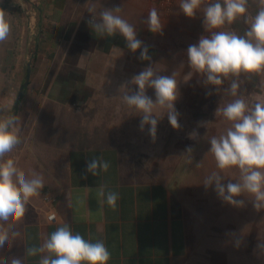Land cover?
Segmentation results:
<instances>
[{"label":"crops","instance_id":"1","mask_svg":"<svg viewBox=\"0 0 264 264\" xmlns=\"http://www.w3.org/2000/svg\"><path fill=\"white\" fill-rule=\"evenodd\" d=\"M1 1L6 7L35 9L29 19H7L11 32L0 43V118L17 111L22 140L6 158L15 159L28 176L42 175L45 186L30 198L25 216L15 222L20 235L0 248V258L9 264L14 257L23 264H38L43 254L26 256V249L39 247L67 223L74 234L103 241L111 254L108 264H224L191 226L181 194L138 157L112 143L84 141L65 149L39 139L51 134L63 106L85 107L96 91L113 93L149 64L156 68L167 63L166 50L153 43L152 36L169 34L151 33L143 23L149 11L158 8L151 0ZM116 6L148 46L151 61L140 60V50H129L119 33L101 37L90 27L92 14L98 17L103 9ZM32 60L29 84L18 101ZM96 157L111 166L92 176L86 165ZM101 185L119 194L115 209L98 196ZM45 191L57 195L55 222L47 219Z\"/></svg>","mask_w":264,"mask_h":264},{"label":"clouds","instance_id":"2","mask_svg":"<svg viewBox=\"0 0 264 264\" xmlns=\"http://www.w3.org/2000/svg\"><path fill=\"white\" fill-rule=\"evenodd\" d=\"M247 4L248 0H180L179 9L186 17L193 18L203 6V25L209 33L208 36L202 35L198 43L189 45L187 58L190 68L204 77L206 85L216 86L217 91L225 81H230L225 91L234 97L223 108L216 110V115L222 114L231 126L224 134L209 139V152L221 172L237 168L239 180L225 184L224 176L220 172H213L203 184L205 187L214 184L218 196L236 207L244 206L245 201L238 198L245 195L259 211L264 209V102H246L239 94L238 81L242 73H264V0H260L261 7L251 20L246 16ZM121 11L120 6L105 8L98 17L92 14L88 23L101 37H112L119 33L129 50L133 53L140 50V60L151 61L148 46L137 38L135 26L119 15ZM89 12L94 13V9H89ZM237 18H244L249 25L243 35L219 30ZM143 23L151 33L162 34L163 24L155 8L149 11ZM10 32V22L0 10V43L9 37ZM159 73L149 64L128 82L138 90L133 91L128 83L120 88L123 104L141 116V130L145 125L150 126L148 130L152 137L156 135L158 119L165 114L174 129L180 127L179 114L175 109L178 95L175 73L170 76ZM148 88L154 89L155 101L146 94ZM156 109L163 110V115L158 117ZM18 122L14 114L0 118V248L8 243L10 237L20 235L15 222L25 216L30 198L39 196L45 186L42 175L32 172L28 176L17 167L15 159L6 158L22 142ZM191 136L195 137L196 133ZM187 151L191 152L192 149L188 148ZM110 166L102 157H96L87 162L86 173L99 176L101 172H108ZM106 187L101 185L97 194L115 209L119 194L106 191ZM38 254H43L38 264H108L111 259L103 241L86 240L79 233L74 234L67 223L53 231L39 247L26 249V256ZM0 264H9V261L0 258ZM10 264H23V260L14 257Z\"/></svg>","mask_w":264,"mask_h":264},{"label":"rangeland","instance_id":"3","mask_svg":"<svg viewBox=\"0 0 264 264\" xmlns=\"http://www.w3.org/2000/svg\"><path fill=\"white\" fill-rule=\"evenodd\" d=\"M149 1V0H148ZM207 2V0H206ZM0 0V10L6 19H29L35 9L11 4L6 7ZM180 0H175L168 12L158 9L162 32L169 35H153V43L166 50L167 63L156 67L160 75L175 73L179 128L174 129L163 110L156 109L159 117L155 137L149 134V127L140 129L141 116L128 109L122 102L120 88L113 93L96 91L92 103L87 106H63L51 134L41 136L40 142H47L68 149L82 142L112 143L138 157L151 169L154 176L169 180L181 194L187 209L191 226L198 232L204 246L216 250L218 261L224 264H264V209L256 210L251 199L242 195L243 207L223 201L215 191V185L205 187V178L213 172L224 176V183L239 180L237 168L221 172L209 152V139L220 136L231 126L217 108H223L232 97L225 81L220 90L206 85L204 77L190 68L187 58L189 45L198 43L199 38L208 36L203 25V6L193 18L186 17L179 9ZM261 7L260 0H248L246 16L254 17ZM248 24L244 18H237L219 30L233 31L243 35ZM256 76L255 85L252 78ZM240 89L246 102H264V73L245 74L239 77ZM17 85L15 91H17ZM133 91L138 90L131 85ZM146 94L155 101L154 89ZM79 108V109H78ZM196 133L192 137V133ZM192 151L188 152L187 149ZM49 152L43 151L46 155ZM52 154V153H51ZM55 154H57L55 152ZM213 250V251H214Z\"/></svg>","mask_w":264,"mask_h":264},{"label":"built area","instance_id":"4","mask_svg":"<svg viewBox=\"0 0 264 264\" xmlns=\"http://www.w3.org/2000/svg\"><path fill=\"white\" fill-rule=\"evenodd\" d=\"M152 3L159 10L161 9L163 12H168L173 7L175 0H151ZM42 199L44 203L48 205V214L47 219L51 222H55L57 220V195L53 191H45L42 195Z\"/></svg>","mask_w":264,"mask_h":264},{"label":"water","instance_id":"5","mask_svg":"<svg viewBox=\"0 0 264 264\" xmlns=\"http://www.w3.org/2000/svg\"><path fill=\"white\" fill-rule=\"evenodd\" d=\"M31 65H32V61H29L25 81L21 84L20 89H19L18 101L21 99V97L23 95L24 88L29 84L30 76H31V72H32V66ZM16 112L17 111L14 112V115L16 114Z\"/></svg>","mask_w":264,"mask_h":264},{"label":"trees","instance_id":"6","mask_svg":"<svg viewBox=\"0 0 264 264\" xmlns=\"http://www.w3.org/2000/svg\"><path fill=\"white\" fill-rule=\"evenodd\" d=\"M32 63H33V60H32ZM256 76L254 77V78H252V84L253 85H255V83H256ZM84 141H88L87 139H85V138H82V142H84Z\"/></svg>","mask_w":264,"mask_h":264}]
</instances>
